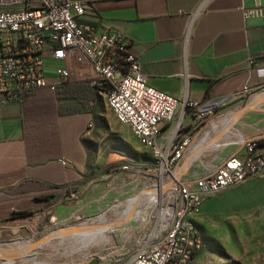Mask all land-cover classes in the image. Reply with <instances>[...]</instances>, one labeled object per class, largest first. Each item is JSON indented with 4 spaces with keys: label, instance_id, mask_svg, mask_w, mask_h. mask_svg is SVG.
I'll return each mask as SVG.
<instances>
[{
    "label": "crops",
    "instance_id": "obj_1",
    "mask_svg": "<svg viewBox=\"0 0 264 264\" xmlns=\"http://www.w3.org/2000/svg\"><path fill=\"white\" fill-rule=\"evenodd\" d=\"M79 1L89 5L79 23L126 36L127 50L139 59L148 84L191 104L197 112L185 117L190 129L196 130L182 162L185 171L214 145L221 163L232 154L243 155L249 136L264 134L234 127L245 109L247 92L264 86V14L245 18L243 13L244 7L257 2L264 6V0H213L201 14L195 11L203 0ZM42 58L49 82L64 68L70 79L57 90L39 89L29 97L0 94V223L16 213L55 209L63 196L78 194L76 187L83 182L80 136L93 117L88 109L80 114V99L86 96L94 106L97 102L94 114L107 117L109 123L117 120L108 105V86H90L97 73L83 51L62 50L46 42ZM227 120L230 123L214 131L212 139L214 126ZM234 130L243 135L227 141ZM232 144L236 145L228 150ZM258 191H264V173L233 193L252 198ZM146 197L157 204V194Z\"/></svg>",
    "mask_w": 264,
    "mask_h": 264
},
{
    "label": "built area",
    "instance_id": "obj_2",
    "mask_svg": "<svg viewBox=\"0 0 264 264\" xmlns=\"http://www.w3.org/2000/svg\"><path fill=\"white\" fill-rule=\"evenodd\" d=\"M212 1L203 0L195 14L207 11ZM88 7L79 0H0V94L24 98L39 89L57 90L69 81L66 68L58 70L54 82L46 78L42 58L46 42L62 50L83 51L97 73L90 86H108L107 100L115 102L135 128L136 141L152 150L155 159L145 168L124 162L111 170L106 195L117 192L129 202L142 190H152L147 196L158 195L148 220L150 229L131 254L112 264H192L188 249L197 246V217L205 200L264 173V134L249 136L243 155L232 154L216 165L206 162L202 173L186 177L182 162L196 130L190 129L185 117L197 112L191 104L148 84L139 59L127 50L126 36L79 23ZM243 13L245 18L262 16L264 6L257 2L244 7ZM157 240H165V247H157Z\"/></svg>",
    "mask_w": 264,
    "mask_h": 264
},
{
    "label": "rangeland",
    "instance_id": "obj_3",
    "mask_svg": "<svg viewBox=\"0 0 264 264\" xmlns=\"http://www.w3.org/2000/svg\"><path fill=\"white\" fill-rule=\"evenodd\" d=\"M246 96L245 109L234 127L262 131L264 86ZM87 99H80L78 106L80 114L84 109L93 112L80 136L83 166L79 174L83 182L76 187L78 194L63 196L55 209L4 222L0 226V264H89L100 259L102 264H112L131 254L150 229L148 220L156 203L146 196L152 190H142L129 202L117 192L106 195V183L112 168L121 163L141 168L153 165L152 150L141 146L126 125L117 120L109 123L107 117L95 115L98 104L94 106ZM229 123L227 120L215 125L211 138L215 139L214 131ZM242 135L234 130L227 141ZM200 161L219 164L217 145L187 169L186 177L202 173ZM239 187L205 200L197 217L201 247L192 264H264V191L252 192V198H248L247 194L233 193ZM77 229L83 232H75Z\"/></svg>",
    "mask_w": 264,
    "mask_h": 264
},
{
    "label": "bare ground",
    "instance_id": "obj_4",
    "mask_svg": "<svg viewBox=\"0 0 264 264\" xmlns=\"http://www.w3.org/2000/svg\"><path fill=\"white\" fill-rule=\"evenodd\" d=\"M108 105H109L110 109L112 110V112L116 115L118 122L126 125L130 129V131L136 136L135 128H132L128 124V121L122 117V115L119 113V111L115 105V102L113 100H108ZM21 241L24 243V241H26V239L23 238ZM157 247H165V240H157ZM200 247H201V238H200V232H199L198 233L197 246H190L188 249V256H193L192 261L194 259L195 253L197 252V248H200Z\"/></svg>",
    "mask_w": 264,
    "mask_h": 264
},
{
    "label": "water",
    "instance_id": "obj_5",
    "mask_svg": "<svg viewBox=\"0 0 264 264\" xmlns=\"http://www.w3.org/2000/svg\"><path fill=\"white\" fill-rule=\"evenodd\" d=\"M75 232H83L81 229H77ZM74 232V233H75ZM89 264H98L97 260H93L92 262H90Z\"/></svg>",
    "mask_w": 264,
    "mask_h": 264
},
{
    "label": "trees",
    "instance_id": "obj_6",
    "mask_svg": "<svg viewBox=\"0 0 264 264\" xmlns=\"http://www.w3.org/2000/svg\"><path fill=\"white\" fill-rule=\"evenodd\" d=\"M23 215H27V213H26V212L16 213V214L14 215V217H17V216H23Z\"/></svg>",
    "mask_w": 264,
    "mask_h": 264
}]
</instances>
